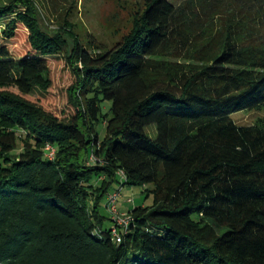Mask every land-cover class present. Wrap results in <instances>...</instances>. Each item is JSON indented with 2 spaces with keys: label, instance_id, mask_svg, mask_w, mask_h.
<instances>
[{
  "label": "trees",
  "instance_id": "16d2710c",
  "mask_svg": "<svg viewBox=\"0 0 264 264\" xmlns=\"http://www.w3.org/2000/svg\"><path fill=\"white\" fill-rule=\"evenodd\" d=\"M199 4L144 0L104 49L0 0V264H264V118L233 119L264 109V0ZM56 56L74 79L62 120L26 98ZM119 172L152 205L115 243L99 209Z\"/></svg>",
  "mask_w": 264,
  "mask_h": 264
},
{
  "label": "rangeland",
  "instance_id": "374dc122",
  "mask_svg": "<svg viewBox=\"0 0 264 264\" xmlns=\"http://www.w3.org/2000/svg\"><path fill=\"white\" fill-rule=\"evenodd\" d=\"M167 1L174 7H186V4L189 3L190 8L186 10L187 13L190 10H195L197 13L200 11V0ZM33 2L39 12V22L43 29L54 33L69 28L80 38L82 45H100L104 49L111 48L128 33L134 16L144 8V0H33ZM229 7L226 6L224 10L229 9ZM7 20L8 18L0 20V38H2L1 31ZM200 21H203V25L195 26L192 31L199 32L201 28L203 31H207L208 27H204L208 21L205 19ZM218 27L220 25L215 24L212 31ZM18 33V37L11 42V51L15 58H18V55L25 51V34L23 30ZM170 61L182 62V60L175 59ZM45 66L49 70L50 88L46 93L34 90L26 98L59 120L69 118L73 112L68 105L67 92L73 85L74 79L64 59L60 56L46 59ZM110 106L109 102H103L101 104L102 112L108 114ZM263 118L264 109L261 111H242L233 116L234 121L240 126L253 125L257 119ZM149 135L150 138H154L155 131L153 128L149 130ZM96 183L97 178H92L91 184L95 185ZM117 191H119V195L116 206L119 211L126 212L134 207H150L152 205V197L146 196L144 187L122 185L121 177H118V182L112 184L108 194H114ZM99 212L103 217L108 216L105 204L100 205ZM102 226L106 229L113 227L112 222L107 218H104Z\"/></svg>",
  "mask_w": 264,
  "mask_h": 264
},
{
  "label": "built area",
  "instance_id": "2783aa9c",
  "mask_svg": "<svg viewBox=\"0 0 264 264\" xmlns=\"http://www.w3.org/2000/svg\"><path fill=\"white\" fill-rule=\"evenodd\" d=\"M52 150H50L49 158L52 156ZM121 177V181L124 180V175L119 172L118 174ZM119 191L114 194H109L106 198V210L109 215L110 221L112 222L113 228L111 231L112 239L115 243H120L122 234L128 229L129 224L132 222L131 217L128 214L121 213L117 206V197Z\"/></svg>",
  "mask_w": 264,
  "mask_h": 264
},
{
  "label": "crops",
  "instance_id": "0c3cea01",
  "mask_svg": "<svg viewBox=\"0 0 264 264\" xmlns=\"http://www.w3.org/2000/svg\"><path fill=\"white\" fill-rule=\"evenodd\" d=\"M105 202H106V199L104 200V204H105ZM127 211H128V210H127ZM127 211H126V212H127ZM120 212H121V213H125V212H123V211H120Z\"/></svg>",
  "mask_w": 264,
  "mask_h": 264
}]
</instances>
